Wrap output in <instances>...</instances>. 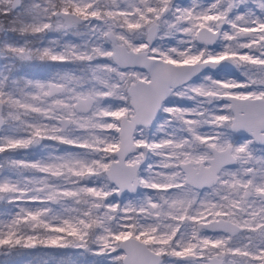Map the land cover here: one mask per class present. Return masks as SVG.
I'll return each instance as SVG.
<instances>
[{
	"label": "snow or ice",
	"instance_id": "1",
	"mask_svg": "<svg viewBox=\"0 0 264 264\" xmlns=\"http://www.w3.org/2000/svg\"><path fill=\"white\" fill-rule=\"evenodd\" d=\"M43 249L264 264V0H0V264Z\"/></svg>",
	"mask_w": 264,
	"mask_h": 264
},
{
	"label": "trees",
	"instance_id": "2",
	"mask_svg": "<svg viewBox=\"0 0 264 264\" xmlns=\"http://www.w3.org/2000/svg\"><path fill=\"white\" fill-rule=\"evenodd\" d=\"M63 255H64L63 252H57V251L52 250V249H43L39 253H33L32 255L25 256L23 259L25 261H34L35 264H39L41 259L49 260L51 258H55V260H59L61 258V256H63ZM0 259H3V258L0 257Z\"/></svg>",
	"mask_w": 264,
	"mask_h": 264
},
{
	"label": "rangeland",
	"instance_id": "3",
	"mask_svg": "<svg viewBox=\"0 0 264 264\" xmlns=\"http://www.w3.org/2000/svg\"><path fill=\"white\" fill-rule=\"evenodd\" d=\"M71 255V253H69ZM73 258H78L80 261H81V264H83L84 261L90 259L89 257H76V256H73Z\"/></svg>",
	"mask_w": 264,
	"mask_h": 264
}]
</instances>
